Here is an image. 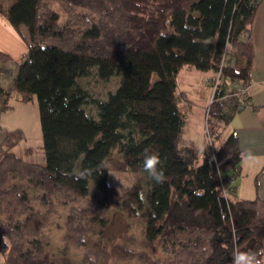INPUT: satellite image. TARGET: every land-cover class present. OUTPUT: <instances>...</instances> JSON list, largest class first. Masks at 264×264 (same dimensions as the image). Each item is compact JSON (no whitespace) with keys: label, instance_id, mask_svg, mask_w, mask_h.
Instances as JSON below:
<instances>
[{"label":"trees","instance_id":"16d2710c","mask_svg":"<svg viewBox=\"0 0 264 264\" xmlns=\"http://www.w3.org/2000/svg\"><path fill=\"white\" fill-rule=\"evenodd\" d=\"M260 1L15 0L9 7L0 1L17 31L29 29L13 86L0 87V94L5 108L15 95L20 102L37 99L46 157L45 163L21 157L13 147L23 132H6L0 264H55L43 236L62 208H68L62 236L68 247L103 235L113 208L142 234L138 240L123 233L112 256L101 247L94 257L90 248L80 264H110L111 257L120 264H232L236 249L253 240L247 251L264 264L262 201L236 194L243 161L238 138L231 133L216 145L210 134L200 157L183 140L181 104L191 100L178 91L184 66L209 72L208 120L232 119L236 95L250 84L251 24ZM10 58L0 49V63ZM92 79L119 84L100 97L87 83ZM146 152L158 155L162 182L143 171ZM110 170L136 177L120 189Z\"/></svg>","mask_w":264,"mask_h":264},{"label":"rangeland","instance_id":"374dc122","mask_svg":"<svg viewBox=\"0 0 264 264\" xmlns=\"http://www.w3.org/2000/svg\"><path fill=\"white\" fill-rule=\"evenodd\" d=\"M0 1H2L6 7H9L15 0ZM0 16L6 15L0 11ZM22 30L21 33L17 31V34L20 41L23 44L25 43V50L17 53L16 50L19 48L16 49L14 46L19 45V41L16 40V44L14 45L11 38V36H13L11 35V31L7 27L0 25V41L5 46L1 47V49L11 53V58L8 61L0 63V68H8L7 71H0V87L4 90L10 89L13 86V78L17 72L18 62L27 51L28 45L25 35L28 34V26L23 25ZM21 44L19 46H21ZM209 75V72L196 69L190 65L184 66L178 75V91L184 92L191 100V104H181L183 111L187 113V124L183 134V140L188 142L194 152L200 153V157H203L201 150L203 152L208 147V143L211 142L210 134L213 135L214 143L217 145L223 141L232 130L230 119L228 121H217L216 119L208 120V107L214 94L213 87L207 82ZM87 83L97 96L106 97L110 90L117 88L119 80L115 79L110 83H102L92 79V81H87ZM231 85L234 87L233 83H228L229 94L233 91L231 90ZM232 95L233 94H231V96ZM241 95V93H238L236 96L241 97ZM2 97L3 100H5V96ZM233 101L234 95L231 97V105H233ZM9 104H12V106L5 108L3 101L2 107L3 109L5 108V110L2 111V107L0 108V128L1 130L4 129L6 132L15 129H20V131L23 132V139L13 147V150L18 155L28 160L45 163V147L37 99L29 102H20L15 95L10 98ZM218 132H221V135L217 140ZM109 174L110 181L120 189L131 185L136 177L135 174L130 171L119 172L110 170ZM252 179L253 176H249V180L251 181ZM82 204L83 203H81V205ZM263 208L264 207H262V209ZM67 214L68 208L60 209L53 218V224L47 229L43 236L45 244L44 253L46 257L52 259L55 264H80L84 255L90 248L96 249V254L93 253L94 257L102 255L100 251H97L98 249L100 250L101 247L104 251H107V253L109 251V253H111L109 256H112L114 255L112 245L120 241V236L123 233H135L138 240L142 238L140 229L136 228L134 220L123 210L113 208L109 212L110 220L103 235L88 236L86 240L87 244L83 247H68L65 246L62 241ZM138 246L142 249L140 245ZM155 251L164 257L160 249ZM109 262L110 264H120L116 257H111Z\"/></svg>","mask_w":264,"mask_h":264},{"label":"crops","instance_id":"0c3cea01","mask_svg":"<svg viewBox=\"0 0 264 264\" xmlns=\"http://www.w3.org/2000/svg\"><path fill=\"white\" fill-rule=\"evenodd\" d=\"M0 25L11 31L14 45L16 40L19 41V45L22 43L17 30L6 16H0ZM251 40L254 52L250 84L246 90L251 106L239 107L234 111L230 120L232 123L230 134L234 133L237 136L243 154L241 175L235 180L236 194L242 198L259 197L264 207V0L260 1L251 24ZM19 45L14 46L16 49L19 48L15 49L17 53L25 50V43ZM1 47L5 46L0 41V49ZM2 96L0 95V108L4 101ZM1 110L4 111L5 108L2 107ZM5 132L0 128V147L6 135ZM186 143L188 144L187 141ZM249 176H253L251 181ZM261 210L264 215V208Z\"/></svg>","mask_w":264,"mask_h":264},{"label":"clouds","instance_id":"9594fccd","mask_svg":"<svg viewBox=\"0 0 264 264\" xmlns=\"http://www.w3.org/2000/svg\"><path fill=\"white\" fill-rule=\"evenodd\" d=\"M87 117L88 114L85 113ZM104 167H107L105 165ZM143 171L157 182L165 179L164 172L160 166V160L154 152H146L142 164ZM264 255V254H261ZM232 264H262L260 256L254 252L240 251L233 254Z\"/></svg>","mask_w":264,"mask_h":264},{"label":"built area","instance_id":"2783aa9c","mask_svg":"<svg viewBox=\"0 0 264 264\" xmlns=\"http://www.w3.org/2000/svg\"><path fill=\"white\" fill-rule=\"evenodd\" d=\"M217 83V82H216ZM246 89L245 87H242L241 90H240V93L242 94L241 97L239 98V107H243V106H251V104H249V102H247L245 99H244V95L246 94L245 93ZM225 194L227 195V193L229 192V189L228 188H225L224 190ZM239 252V249L237 248L235 253H238Z\"/></svg>","mask_w":264,"mask_h":264},{"label":"water","instance_id":"95a60500","mask_svg":"<svg viewBox=\"0 0 264 264\" xmlns=\"http://www.w3.org/2000/svg\"><path fill=\"white\" fill-rule=\"evenodd\" d=\"M255 243V240H253L252 242H250L244 249L243 251H247L250 247H252Z\"/></svg>","mask_w":264,"mask_h":264}]
</instances>
